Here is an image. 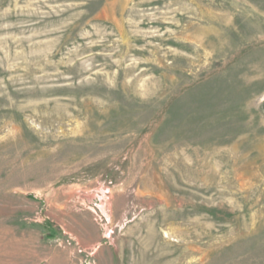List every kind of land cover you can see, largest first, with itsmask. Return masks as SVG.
I'll return each mask as SVG.
<instances>
[{"label": "rangeland", "instance_id": "1", "mask_svg": "<svg viewBox=\"0 0 264 264\" xmlns=\"http://www.w3.org/2000/svg\"><path fill=\"white\" fill-rule=\"evenodd\" d=\"M0 264H264V0H0Z\"/></svg>", "mask_w": 264, "mask_h": 264}]
</instances>
